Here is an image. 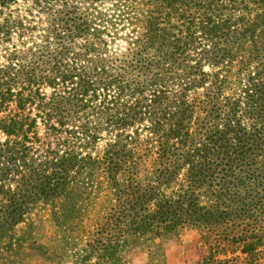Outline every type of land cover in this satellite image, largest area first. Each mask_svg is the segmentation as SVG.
Segmentation results:
<instances>
[{
    "label": "trees",
    "instance_id": "obj_1",
    "mask_svg": "<svg viewBox=\"0 0 264 264\" xmlns=\"http://www.w3.org/2000/svg\"><path fill=\"white\" fill-rule=\"evenodd\" d=\"M183 228L264 264V0H0V264Z\"/></svg>",
    "mask_w": 264,
    "mask_h": 264
},
{
    "label": "rangeland",
    "instance_id": "obj_2",
    "mask_svg": "<svg viewBox=\"0 0 264 264\" xmlns=\"http://www.w3.org/2000/svg\"><path fill=\"white\" fill-rule=\"evenodd\" d=\"M261 249L264 252V245ZM163 250L166 264H195L205 254L199 232L189 228H183L175 237L164 240ZM146 253V249L133 251L128 256L127 264H146ZM237 264L242 263L239 260Z\"/></svg>",
    "mask_w": 264,
    "mask_h": 264
}]
</instances>
